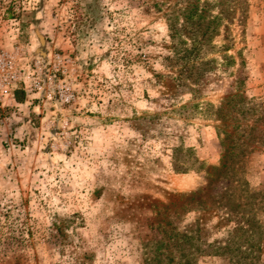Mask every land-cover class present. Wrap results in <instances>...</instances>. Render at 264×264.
I'll return each mask as SVG.
<instances>
[{
  "label": "rangeland",
  "instance_id": "rangeland-1",
  "mask_svg": "<svg viewBox=\"0 0 264 264\" xmlns=\"http://www.w3.org/2000/svg\"><path fill=\"white\" fill-rule=\"evenodd\" d=\"M194 3L0 0V264H264V0Z\"/></svg>",
  "mask_w": 264,
  "mask_h": 264
},
{
  "label": "built area",
  "instance_id": "built-area-1",
  "mask_svg": "<svg viewBox=\"0 0 264 264\" xmlns=\"http://www.w3.org/2000/svg\"><path fill=\"white\" fill-rule=\"evenodd\" d=\"M20 73L16 70L14 57L0 53V106L13 98V93L20 82Z\"/></svg>",
  "mask_w": 264,
  "mask_h": 264
},
{
  "label": "trees",
  "instance_id": "trees-1",
  "mask_svg": "<svg viewBox=\"0 0 264 264\" xmlns=\"http://www.w3.org/2000/svg\"><path fill=\"white\" fill-rule=\"evenodd\" d=\"M194 1H195L196 3L188 5V6L183 10L184 13H187V14H197L198 11H200V6H199V4H200V0H194ZM206 6L208 7V3H206L204 7H206ZM169 28H170L171 31L174 30V28H175L174 23L170 22V23H169Z\"/></svg>",
  "mask_w": 264,
  "mask_h": 264
}]
</instances>
